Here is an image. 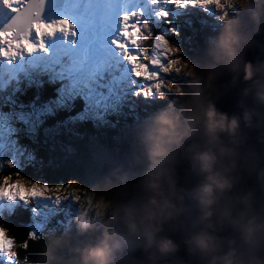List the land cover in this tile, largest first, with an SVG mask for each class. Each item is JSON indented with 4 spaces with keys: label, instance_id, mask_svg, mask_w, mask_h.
I'll return each mask as SVG.
<instances>
[{
    "label": "trees",
    "instance_id": "16d2710c",
    "mask_svg": "<svg viewBox=\"0 0 264 264\" xmlns=\"http://www.w3.org/2000/svg\"><path fill=\"white\" fill-rule=\"evenodd\" d=\"M148 3L151 0H143L139 5L142 9V5ZM147 6L143 10L145 20L137 21L142 35L134 46L138 50L135 56L141 55L144 61L152 53L155 38L161 35L162 27L169 30L175 23L172 4L167 5L169 10L159 9L153 3ZM161 11L167 14V19L159 15ZM193 20L191 26L194 29L187 33L195 37L193 50L202 67L211 66L212 72L215 71L206 74L215 77L213 91L209 93L211 100L215 98L218 73L225 67L229 55L217 53L212 41H205V35L196 30L195 22L199 19ZM116 38L118 36L113 39ZM134 47L130 48L134 50ZM14 59L18 62L15 75L11 69L12 59L0 58L6 62L0 63V117L15 115V112L29 116L31 124L23 128L22 142L34 153L37 163L26 160L27 164L18 169L15 163L9 167V163L2 162L0 175L18 173L24 180L38 179L50 188L74 182L84 197L91 196V204L101 195L111 198L113 186L134 181L136 178L132 175L142 176L147 159L145 163L136 162L139 154L136 156V150L125 138L121 139L120 146L114 143L119 142L121 122L132 127L134 123H147L148 116L153 122L157 117V114L152 116L142 112L144 110L140 107L144 106L130 100L140 85L138 81L141 79L137 76L142 74L130 69L127 56H121L114 49L111 54L108 50L101 71L89 70L86 74L69 53L51 59L22 53ZM214 60L216 64L211 63ZM122 100L129 103L117 106ZM101 134L105 137L102 138ZM92 145L103 147L114 157L108 160L97 158ZM140 160L143 161L141 157ZM39 209L31 199L27 204H15L11 210L3 209L0 213V228L18 237L31 231L36 237L33 241H26L27 250L17 241L13 249L18 253L15 264H85L86 250L100 242L103 231L70 228L62 217L51 223L46 219L39 227ZM62 216L66 218L64 214ZM0 264H6V260Z\"/></svg>",
    "mask_w": 264,
    "mask_h": 264
},
{
    "label": "clouds",
    "instance_id": "9594fccd",
    "mask_svg": "<svg viewBox=\"0 0 264 264\" xmlns=\"http://www.w3.org/2000/svg\"><path fill=\"white\" fill-rule=\"evenodd\" d=\"M233 3L241 10L246 6V0ZM222 19L227 21L226 16ZM161 43L170 54L179 52ZM169 69L190 78L188 98L170 82L164 86L183 103L179 112L155 121L142 176L134 184L113 186L111 198L101 195L96 200L104 231L100 242L86 250L85 264H114L119 249L110 241L118 235L140 250L142 258L135 264H264V168L257 174L256 199L238 194V173L258 162L237 151L238 119L219 113L210 101L215 77L202 78L190 63L179 60L170 61ZM143 72L141 68L137 74ZM243 72L245 82L260 83L257 99L264 104V71L245 64ZM156 92L159 99L167 98L159 88ZM249 119L245 112V126ZM178 163L187 165L184 187L177 186ZM229 230L239 239V248L235 238L222 235ZM181 245L184 256L178 255Z\"/></svg>",
    "mask_w": 264,
    "mask_h": 264
},
{
    "label": "rangeland",
    "instance_id": "374dc122",
    "mask_svg": "<svg viewBox=\"0 0 264 264\" xmlns=\"http://www.w3.org/2000/svg\"><path fill=\"white\" fill-rule=\"evenodd\" d=\"M90 2H93V0H66L64 8L60 12H54L43 19V23H55L60 20H66L72 25V32L65 35L57 31L50 37H43L41 42L45 46V51L41 52L37 46V50L29 54L51 59L57 55L69 53L71 59L81 67L84 74L89 70L95 72L101 71L102 62L105 60L108 50L111 51V54H113V49L117 52L111 46L110 41L118 33V16L122 13L137 12L140 14L139 19L145 20L143 10H145L146 6H143L141 9L139 3H142L143 0H109L115 6L117 19H114L111 26L106 29L101 30L99 27H96L85 30L79 18V13ZM155 4L159 6V9L169 10L166 0H163V2L157 0ZM217 5H219V10L217 9ZM11 12L9 9L0 5V26L7 21V16ZM222 16L227 17L226 22L222 19ZM172 17L175 21L171 28L172 31H169L163 26L162 33L159 37H163V41L167 42L171 47L178 49L179 52L177 54H170L163 45L159 48L156 47L157 41L155 40L153 51L146 61L150 65L153 61L156 62L154 65L155 70L151 74L145 72L143 58L142 62L135 64L134 68L131 66L132 60L129 59L130 69L132 71L138 73L139 69L142 68L144 70L141 76L142 79L138 81L140 83L138 91L130 97V100H136L143 104L142 106L144 107L140 108L144 110L142 112L148 113L147 115L153 116V113L154 115L157 114L156 120L161 115H171L179 112L180 105L183 103L179 96H173L171 93L164 91V86L169 82L185 91V100L189 95L190 78L186 77L184 72L177 74L169 69L170 61L179 60L190 63L192 69L202 78L206 74L215 72H212L211 66L202 67L200 65L194 52L195 50H193L196 44L195 37L187 35L186 33L188 21L193 22L194 18H198L199 21L195 22V27L197 31L205 35V41H212L213 45H215L213 49L217 53L230 54L238 42L241 41L242 32L245 31L250 20L258 22L264 17V0H246V6L243 10L236 6L233 0H214L211 4L197 5L195 7L186 6L182 9L174 7ZM202 21L204 24H202ZM32 42L34 44L36 43L34 35ZM208 48L211 47L208 46ZM135 50L136 47H134V50L129 48L133 57L138 53V50ZM3 62L5 61L0 60V63ZM211 63L216 64L215 60L211 61ZM17 69L18 64L16 66ZM161 69H165L166 71H161ZM148 82H150V85ZM157 88L167 97L166 99L158 98ZM128 103L129 101L124 102L122 100V102H118L117 106L123 107V104L127 105ZM160 109H163L162 112H157ZM97 114L99 116L101 111L97 112ZM147 121L145 124L139 122L134 123L132 127H129L125 122H121L119 125V142H114L120 146L121 139L125 138L127 143H130L136 150V156L139 154V160H136V157H134V161L136 160V162L145 163L147 159V138L155 127V121L153 122L151 116H148ZM30 124L29 116L26 113L21 114L20 112H15V115L11 114L0 117V168L2 162L7 164L15 163L18 169L27 164L26 160H32L37 163L34 153L22 142L24 137L23 128ZM101 135L103 136L102 138L105 137V134ZM91 147L97 158L108 160L114 157L103 147L93 145ZM140 157L143 161L140 160ZM127 164L131 165L132 163L127 162ZM127 175L130 176V174ZM131 177L136 179L132 182L130 181L131 183L129 182V185L134 184L141 175L137 174ZM28 182L43 185L38 179H33ZM78 189L79 187L73 185L72 188L65 189L59 194L49 192L45 197L33 199L40 207L37 212L38 226L42 227L43 222L47 221L46 219L51 223L62 217L65 221L64 224L70 228L79 227L80 231L97 228L104 231L101 226L102 221L96 212V201L94 204H91V196L87 197L86 195L84 197ZM57 195L59 199L56 198ZM15 204L22 205L23 201L19 199L13 201L0 200V213L3 209L11 210ZM63 214L66 218L62 216ZM8 223L12 224V222ZM116 242H118L116 244L117 248L122 250L131 245L130 242L124 240L119 235L115 240L110 241L113 247H115ZM3 258L5 259V257L0 256V263Z\"/></svg>",
    "mask_w": 264,
    "mask_h": 264
},
{
    "label": "snow or ice",
    "instance_id": "6c2138e0",
    "mask_svg": "<svg viewBox=\"0 0 264 264\" xmlns=\"http://www.w3.org/2000/svg\"><path fill=\"white\" fill-rule=\"evenodd\" d=\"M153 4L157 0H151ZM168 4H172L176 8H184L186 6L195 7L197 5L211 4L214 0H166ZM44 0H0V5L9 9L14 16L5 27L0 29V58L12 59L22 53H32L38 49L43 52L45 46L41 42L43 37H50L54 32H62L68 35L72 32V25L66 20H60L55 23H43L41 21V11ZM167 19L164 11L159 13ZM140 14L122 13L118 16V38L112 39L110 44L115 48L121 56H127L132 60V67L142 62V56L137 55L133 58V54L129 51L130 47H134L139 43L142 35L140 25L137 23ZM79 18L85 30L89 28L99 27L101 30L111 26L112 21L117 19L114 4L109 0H93L84 6ZM169 31H172L169 29ZM133 33L135 35H133ZM33 35L36 43L32 42ZM156 47H161L163 37L157 36ZM155 61L150 65L143 61L145 72L151 74L155 68ZM135 74V73H134ZM159 75V73H157ZM137 79L142 77L137 76ZM150 85V82H148ZM9 167H12L10 164ZM74 182L66 185H57L49 187L37 183H30L21 178L18 173H8L0 175V200L13 201L19 199L25 204L31 199L45 197L49 192L57 194L65 189L73 187ZM59 199V196L56 197ZM35 211V209H33ZM9 230L0 228V256L5 257L6 264H15L18 253L13 251L17 241H19L24 250H27L28 243L36 239L35 234L31 231L24 232L22 237L11 234Z\"/></svg>",
    "mask_w": 264,
    "mask_h": 264
},
{
    "label": "water",
    "instance_id": "95a60500",
    "mask_svg": "<svg viewBox=\"0 0 264 264\" xmlns=\"http://www.w3.org/2000/svg\"><path fill=\"white\" fill-rule=\"evenodd\" d=\"M65 0H44L41 11V20L49 16L52 12L61 11ZM14 16H9V21ZM6 23V24H7ZM5 24V26H6ZM4 26V27H5ZM1 27L0 29H2ZM225 67L219 71L218 80L215 85V98L211 99L215 109L229 118L236 117L239 121L237 141L239 147L237 151L241 155H246L250 161H257L255 167L248 171L240 170L237 177L235 189L240 195H250L255 200L257 193V174L264 168V104L257 99L261 92V85L257 82H245L243 79V69L245 64H251L255 70L264 71V17L258 22L250 21L249 26L242 32V39L232 53L226 59ZM249 114V125L245 126L243 115ZM188 142H185L187 146ZM187 165L178 163L175 168L176 181L178 187H184ZM225 239H236L237 248L240 241L230 232L222 234ZM174 243H179L177 237H170ZM129 251H116L114 253V264H135L142 258L141 252L133 244ZM227 250V244L224 245ZM179 256L186 255V250L181 245Z\"/></svg>",
    "mask_w": 264,
    "mask_h": 264
},
{
    "label": "bare ground",
    "instance_id": "6f19581e",
    "mask_svg": "<svg viewBox=\"0 0 264 264\" xmlns=\"http://www.w3.org/2000/svg\"><path fill=\"white\" fill-rule=\"evenodd\" d=\"M143 24V23H142ZM226 62V61H225ZM226 65V64H225ZM139 103V102H138ZM140 105H143V104H141V103H139Z\"/></svg>",
    "mask_w": 264,
    "mask_h": 264
}]
</instances>
